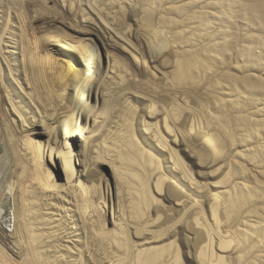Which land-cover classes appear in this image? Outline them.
Wrapping results in <instances>:
<instances>
[{"label":"bare ground","instance_id":"bare-ground-1","mask_svg":"<svg viewBox=\"0 0 264 264\" xmlns=\"http://www.w3.org/2000/svg\"><path fill=\"white\" fill-rule=\"evenodd\" d=\"M12 1L13 0H0V100H2V104H3V102L6 103V105L8 106V111L10 112V114H14V116H16V119H17L16 123H15V119L13 117H9V119H7L9 124L5 120L7 122V126L9 125L12 128V131H9L12 133H9L8 138H7V135H5V133L0 132V264H77V260H79L78 258L81 257L83 254L88 256V258H89L88 243H89V240L91 239L89 237L91 236V233L94 231L92 226H91L93 223V216L95 214H97L100 210L107 209L108 212L111 211V223L114 225V227L116 226V228L118 230H120V234H121V232L126 233V231H129V230L132 233H135L138 230H140L141 228H145L146 226L148 229V226H150V223L154 222V221L151 222V220L148 218L149 216L148 217L146 216L147 218L141 217V219L135 218L134 220H131V216H132L131 214H130L131 216H128V218L130 217L129 218L130 220L127 218V216L126 217L124 216L125 218H127L126 220L121 218L122 221L124 220V222H122V221L117 222V220H116V219H119V218H117L119 216H117L116 213L118 210H120V209H118L120 204L123 202V200H124V202L127 200L131 201L135 198V196L140 195V194H137L138 193L137 190L140 186H138V188H136L137 186L136 187L133 186L135 184H133L132 182L130 183L129 181H126L124 179L125 177L122 178V175L120 173H119V175L121 177L118 175L120 178L116 175L118 173H115V170L117 171V169H115L116 168L115 166L118 167V164H120L121 161L123 162V160L120 159V158H122V156L119 158L118 154L116 155V153H117L116 150L118 149V144H116V142L118 143V141H120L122 138L125 139V136H126L125 130L129 129V128L125 129V127H130V126H123V124H121V123L119 124L118 121L114 122V120L118 117H115V119L113 117H111L114 119L113 124L108 126L107 120L109 119V117L107 119V115H106V113H104L105 111L107 112V110H110L111 106L114 107V105H111V103L114 99H116L120 95H121V97H123L122 95H126V96L134 95V96L141 97L142 99H146L148 101H150V96H144L145 95L144 93H143L144 95H142L140 92H138L136 90H132L133 88L131 89L130 87H125V86H114V87L108 86V88L104 87V89L100 88V86H99V87H92L93 89L90 88L91 92L86 93V94H84L85 93L84 92L82 95H80V97H82V99H86V104H83L82 102H78L76 100H72L68 94V92H69L68 90L73 89V90L77 91L79 89L80 85H77V84H80V82L82 81L81 76L78 75L75 78L73 77L72 82L68 81L67 74L66 75L64 74L62 76L60 74H59L60 76H57V74H56V76H55V74H52L54 72V70H52L53 71L52 72L50 69L51 67L47 66V68H49L50 71H47L46 68L44 69V67H42V65L39 63L40 62L39 59H41V58L38 59V58L34 57L32 53L27 54L24 52L25 50H23V37H22L23 35L21 36V29H22L21 28V26H22L21 25V22H22L21 17L22 16L21 17L18 16V11L15 8V7H18L20 5L15 6V4L17 2H12ZM16 1H18V0H16ZM20 1H22L23 3H25L28 6V8L32 14L36 13V10H38L37 5L40 3L39 0H19V2ZM49 1L50 2L54 1L55 2L54 4H57V5L63 3V0H49ZM76 1L79 2L80 4H82L84 6V8H86L88 10L89 13H91L92 15L97 17L98 20H100V22L102 24V28L105 32V35L98 32V30L96 31L94 28L95 24L93 25V23L86 18V20H84V24L86 26V32H88L87 35L89 34L91 36L90 40H89L91 44L90 43L86 44L87 49L85 50L81 46H77L75 43H72V42H68V44H66V43H64V44H66V47H68L69 49H72V50H76V51L79 50L80 51V49H81V53L84 55L83 58H84L85 62L89 65V67H94L95 69H96V67H95V65H96L95 60L96 59H95V56H93V54L91 52L92 48H89V47L93 45L92 43H94V44L98 43L99 44L100 42H102V40L104 38L103 36H106L107 38L109 36L110 37H113V36L117 37L125 45H127L128 48H131L132 50H134L136 52H138V51L135 49L136 46L134 47L135 42H132L131 41L132 39L130 40L129 37L135 38L136 43H137V41H139V42L141 41L144 44H147L150 47L149 49L154 48V50L155 49H157L158 51L164 50L165 52L166 51H172L175 53V56L177 54H181V55L190 57V59H192V58L195 59L196 57H198V59H199L200 57L198 56V54L203 50V53L204 52L205 53H204V55H202L203 53H201L202 57L208 56L210 59L212 58L213 60H218V61L220 60L221 61L222 60L221 58H223V57L220 58V55H219L220 53L219 54L215 53V48H218L219 46L224 45V43L226 41L228 42L229 41L228 38L231 39V37L236 34L235 33L234 35H232L233 32H235L236 24L240 23L241 25H239V29L240 30L246 29V31H244L242 34H243L244 41H247L248 43L246 45L241 44L242 45L241 48H243V49L240 48L241 51L240 52L238 51V55H240L242 58L244 57V60L246 59L248 64L253 65L254 68L256 69L255 72H251V73L249 72L248 73V74H250V76L255 78L254 82H251L250 80L248 82V80H247L244 82V84H242V87L239 89V88H237L239 85L234 86L235 84L232 85V83H229L227 81L220 82L218 77H217L218 76L217 70H211L209 66L203 65L204 68L201 71V73L206 75L209 78V83L207 82L208 84H206L207 86H205L206 88L208 87L207 91H209V92L203 91V93H199V92H196L195 86L193 84V82H195V80L193 81V79H192L193 82L185 80V82H184L182 79L180 80L179 78L175 77L174 73L176 71L175 72H173V71L175 70V67H177V66H179V68L182 67L181 66L182 64L180 63V61L177 62V63H179V65L177 64V66H173L174 67L173 68L172 64H171V66L169 64H165V63L161 66L155 65L147 57H144L145 63L150 64V66H152L158 73V77H156V79H154V78L152 79V81H151L152 83L150 82L151 83L150 86L156 87V88H154V90H156L155 91L156 96L154 94L153 95L155 97H160V99H158V100H159V102L162 101V103H163L161 110L158 111L157 115H156L157 112H155L154 116L153 117L151 116V120L154 121L155 119H158L162 124L165 125L166 123H168V121L170 122V120L177 119L181 115L182 109L178 110L176 108H173L170 106V104L168 102L170 101V99H177V100L179 99L183 104V105L182 104H180V105H182L184 110L186 111V116L188 115V117L190 119L195 118L197 120V122L204 125V127L206 128V133L208 134V136L210 138H218L219 136L230 137V139H231L230 141H228L226 143L224 142L225 144L223 146V150L232 151L234 154L238 155L242 160H244V162H246L247 164H250L252 166L251 167L252 170H254L257 173H264V165H263L264 164V145H263L262 141H260L259 138H257V136H256V137H254V139L251 142L246 143V141H247L246 137H248V136H246L245 131H244L245 126L241 127L240 125H238V126L233 125V127H231L229 125L230 123L229 124L227 123L228 117H227L226 113L219 114L215 111L216 109L214 110L215 112L210 111L208 106H207V103L208 102L210 103V101L213 99L212 97H217V98H215V101L213 104L218 105V107L220 106L222 109L225 106H229V108H234V109L236 108L237 109V108L243 107L245 102L248 103V101L250 99H252V98H250L248 100L249 97H258L262 102H259L258 104L255 103L256 105L253 104L254 106L251 107V108H253L252 109L253 116L252 117L250 116L249 117L250 120H248V121H252L253 123H255V126L258 125L257 127L260 126V127H262L261 129L264 130V82L259 83V81L262 82V80H264L263 79L264 78V0H76ZM19 4H22V3H19ZM105 6L107 9L106 12L104 11ZM126 7H128L129 9L132 8V9H134V11L135 10L138 11L139 14L136 16L138 20L136 18L135 19L137 21H141V23H143L141 25L144 27L149 26L147 22L151 18L152 11H154L155 13H159V14H160V12H167V13L168 12H176L178 15V20H174L176 22L173 24L174 26L172 27V30L170 32L172 33L173 36H175L179 39H176L174 37L175 40H173L172 43H168V44H170V45H167L169 47L165 48V47H163V45H164L163 43H162L163 45L153 43L152 39H154V38L150 39V37H149L150 34L146 30H144V28L143 29H141V28L136 29L135 26L133 24H131L130 22L124 24L123 28H120L117 25L118 18L120 17L119 14H123V16H125V14H126L125 8ZM18 8L20 9V7H18ZM234 13H237V15H235ZM11 14H12V20H10L11 21L10 22L9 21V15H11ZM131 14H133V13H131ZM173 15L176 16L175 13ZM77 16H78V14H77ZM127 16H129V15H127ZM133 16H135V15H132V17ZM169 16H171V15H169ZM132 17H131V19H132ZM129 18H130V16H129ZM164 18H166V17H164ZM127 21H128V19H127ZM129 21H131V20H129ZM174 21H172V22H174ZM96 23H97V21H96ZM151 26H152V24H151ZM158 26L160 27L161 25L159 24ZM164 26H166V24ZM155 27L157 28V25ZM155 27H154V30H155ZM244 27H249V28H244ZM147 28H149V27H147ZM166 28H163L162 30H159L157 28V30H159L157 35L158 36L160 35L162 40L169 38L170 33H169V30ZM169 29H171V27ZM154 30H152V31H154ZM127 34L129 36H126ZM152 34H154V33H152ZM240 34H238V35H240ZM155 36H156V34H155ZM174 38H172V39H174ZM241 38H242V36H241ZM237 40H232V41H233V43H237ZM162 42H164V41H162ZM227 42L225 43L226 48H227ZM238 42H239V40H238ZM242 43H245V42H242ZM237 44H239V43H237ZM228 45H230V43ZM138 46H139V44H138ZM234 46H235V44H234ZM143 47H144V45H143ZM78 48H80V49H78ZM116 48L117 47H115V49ZM103 49H104V47H103ZM149 49H148V51H149ZM92 50L94 51V49H92ZM138 50H140V49H138ZM224 50L225 49L223 47L222 52ZM226 50H227V54H230L228 49H226ZM117 51H118V49H117ZM151 51L153 52V50H151ZM34 54L36 55V53H34ZM175 56H173V57H175ZM37 57H39V56H37ZM106 57H108V56H106ZM209 58H207V59H209ZM242 58H240V59H242ZM128 59H129L128 58V52L125 50L123 52V57H122V61H121L123 63H121V64L125 65L127 63L126 60H128ZM174 59H176V58H174ZM198 59H195V60L199 61V63H200L201 59L200 60H198ZM160 60H162V59H160ZM213 60H211V61H213ZM134 61H136V60H134ZM41 62H42V60H41ZM136 63H137V61H136ZM211 63H214V62H211ZM184 64H185V61H184ZM205 64L207 65V63H205ZM218 64H219V62H218ZM45 65H46V62H45ZM45 65H43V66H45ZM118 66H120V65H118ZM188 66H185V67L188 68ZM238 66H240V65H238ZM190 68H193V70L196 69V68L194 69V67H190ZM197 68H198V65H197ZM200 68H202V65ZM126 69L129 70L128 68H126ZM213 69H216V68H213ZM239 69H240V67H239ZM181 71L183 72L182 69H181ZM196 71H198V70H196ZM240 71H242V69ZM186 72H188L187 69H186ZM191 72H190V74H191ZM55 73H56V71H55ZM177 73H178V75L180 74L179 71ZM230 73L231 72H229V74ZM184 74H185V72H184ZM178 75H176V76H178ZM180 75H179V77H180ZM223 75H225V74H223ZM227 75H228V73H227ZM227 75H225V76H227ZM234 75H237V74H234ZM250 76L249 77L246 76V77L250 78ZM130 77H131V75H130ZM136 77H138V76H136ZM139 77L141 78V76H139ZM222 77H224V76H222ZM237 77L238 76H236L235 79ZM243 77H245V76H243V74H242V78ZM70 78H71V76H70ZM224 78H226V77H224ZM228 78L232 79V78H234V76L231 78L228 75L227 79ZM115 79H116V77H115ZM259 79H261V80H259ZM141 80H142V78H141ZM145 80H144V82H145ZM257 80H259V81H257ZM239 81H241V80H239ZM243 81H241V82L243 83ZM231 82H233V81H231ZM234 82H236V81H234ZM94 83H96V82H94ZM145 83L147 85L148 81ZM197 86H196V88H197ZM215 92L217 93V95H213V94H215ZM93 95H94L95 99H94V102L91 103L90 97ZM189 97L193 98L195 104L189 103V101H188ZM250 102H251V100H250ZM157 104H159V103H157ZM5 109H7V108L1 109V107H0V110H5ZM116 109L117 108L115 107V110ZM112 111H114V110H112ZM4 113H3V116L5 115ZM6 113H7V111H6ZM115 113H116V111H115ZM7 114H9V113H7ZM113 115H115V114H113ZM148 115H150V114H148ZM246 116H248V115H246ZM242 117H245V116H242ZM125 118H127V116ZM69 119H72V120L74 119V123L70 122ZM119 119H120V117H119ZM75 120H76V125H75ZM232 120H234L233 117H232ZM110 121H109V124H110ZM127 121H128V119H127ZM125 122H126V119H125ZM124 125H125V123H124ZM168 125H169V123H168ZM140 126H139L140 129H142V131H144L148 135V137H150V139L155 140L156 132H155L154 126H151L149 124H145L143 122H140ZM170 126H173V125H170ZM109 128H111L113 130L114 137L112 138V140L114 139V141H116L115 144L113 145L115 147L117 145L116 148L112 146V144L114 142L112 143L111 140L109 141L110 144L112 143L111 146H109V145L106 146L105 145L106 143L103 142V141H105L104 136L109 131L108 130ZM167 129H168V127H167ZM165 130H166V128H165ZM256 130H257V128H256ZM256 130L254 132H256ZM129 131L127 130V133ZM131 131H133V130H131ZM247 132H250V131H247ZM127 137L128 136H126V138ZM69 139H71V140L74 139V140L80 142V146H82V151L81 150L79 151V149H78L76 152H74L73 146L71 145V142L69 141ZM102 139H103V141H102ZM121 143H119V144H121ZM222 145H223V143H222ZM124 146H125V144H124ZM119 147L122 148V146H119ZM131 147H133V145ZM104 148H107V151H109L110 153L109 154L107 153L108 156H106L104 159H102V158L99 159L100 157H99L98 153H99V151L103 150ZM159 148H161V146H159ZM38 152L44 161L48 160L54 167H56V169L58 171H60V173L62 170V179H64L63 182L56 183L55 182L56 179H54V178L51 179L52 178L51 172L46 173L48 178H44L40 174L37 173V171L35 170V168L33 166L35 165L36 160H38ZM113 152H115V153H113ZM144 152H145V150H144ZM100 156L102 157V155H100ZM255 157H260L261 158L260 161L257 159L255 160L254 159ZM118 158L120 159V161L118 160ZM126 160H127V157H126ZM114 162H116V164ZM240 163H241V160H240ZM137 164H139V163H137ZM208 164H211L212 168H213V166L216 165V164H213V161H209ZM131 165H133V162ZM107 166L111 167V169L113 171L114 188L111 189V188H109V185L107 182L104 183V184H106L105 185L106 188L104 187L106 194H104V197H103L100 195V193H97L94 190H92L90 188L89 183H90V179L93 177V175L96 173V171L98 169L102 170V168H107ZM121 166H122V163H121ZM123 166L121 168H123ZM151 166H153V165H151ZM155 167H156V165H155ZM173 167H174V163H172V168ZM125 168L126 167L121 169L123 171H121L119 168L118 169L123 173ZM215 168H217V166L214 167V169ZM233 168H235V167H233ZM152 169H154V166ZM156 169L157 168H155L152 172L151 171L150 172H151V175H152L151 177L153 178V180H155L157 182V180H159V178H161L162 176L159 173V171ZM240 171L238 174H240ZM125 172H126V170H125ZM125 172H124V174H125ZM129 172H127L126 175H129L128 174ZM225 174L227 176L226 183H223V185H221V187H220L222 194L227 195V193L231 194V192L234 193L237 190H239V191L240 190H247L248 191V190L252 189V187L249 184H247L242 179H240L241 177H238L231 172H229V173L225 172ZM243 174H246L245 170L242 171V175ZM131 176L133 178V175H131ZM131 176H129V177H131ZM149 176H150V173H149ZM248 176H249V173H248ZM60 178H61V176H60ZM135 178H137V177H135ZM135 178L133 180L136 181L138 178L137 179H135ZM256 178H258V177H256ZM103 179H105V178H103ZM149 180H150V177H149ZM262 180H264V179H262ZM10 182H12V184ZM137 183H138V180H137ZM257 186H258V184H257ZM260 188H261V186H260ZM262 188H263V186H262ZM161 190H160V192H161ZM144 191H145V189H144ZM218 192H220V191H218ZM147 193H149V192H147ZM251 195L249 197H252ZM151 196H152V194H151ZM221 197H223V196H221ZM141 198H143V197H141ZM106 199H107V201L110 202V204L107 207H106ZM152 199H154V197ZM208 199H209V197H208ZM134 200H136V199H134ZM212 200L219 201L220 196H218L217 194H214L212 196ZM155 202H156V200H155ZM172 202L176 206L181 207V209H183V207L186 205L182 199H177V200L173 199ZM239 202H237V204ZM223 204H224V201L222 200V205ZM128 205H126V206H128ZM114 206H115V208H113ZM163 206H165V205H163ZM223 206H225V205H223ZM238 206H239V204H238ZM122 207H124V206H122ZM260 207H262V206H260ZM224 208H226V207H223V209ZM250 208L247 212L244 210L246 212L245 216L243 214H241L244 217H242L240 215L242 218H240L239 220L237 218V220H235V221L238 223L237 229L239 230V232H241L244 236L253 239L255 241L253 244H255L258 247V248L255 247V248H257V252L254 254H251L254 249L252 251L249 249L251 252L247 251L248 254H250L249 257H246V259L248 258L247 261L251 264H264V239L260 238V236L256 233V231H257L256 229L258 227L259 228L261 226L264 227V216H263L264 214L262 215V214L258 213L257 210L252 211V210H250ZM263 208H264V206L262 207V209ZM185 209H187V208H185ZM135 210H136V208H135ZM137 210H138V207H137ZM234 211L237 212L236 210H234ZM244 211H243V213H244ZM124 213H127V212H124ZM142 213H143V211H142ZM263 213H264V211H263ZM100 214H99V216H100ZM120 214H122V211ZM227 214H229V213H227ZM232 214L234 215V213H232ZM236 214H238V213H236ZM231 215H228V216H231ZM121 216H123V215H121ZM228 216H227V218H228ZM196 217H198V216H196ZM233 217H235V216H233ZM121 219H119V220H121ZM154 219H156V218H154ZM158 219H161V218H157V221H158ZM231 220H232V217H231ZM153 226H154V224H153ZM236 226H237V224H236ZM93 227H95L94 224H93ZM166 227H167V225H166ZM169 227H171V226H169ZM145 230H146V228H145ZM105 231H106V229H105ZM105 231L102 232L103 234L99 235V239L100 240L103 239V241H105V242H103V241L102 242L105 243L106 247L108 248L107 249L104 247L105 248L104 250H106V251L108 250V252H109V254L106 255L108 257L105 258V260H103V261H105V264H140L139 263V258L141 255L140 254V252H141L140 248L138 249V248L134 247L135 244H133V246L123 250L122 249L123 244H122V246L120 245V247H119V244L116 243V241L118 239L115 237L117 239L115 241L114 237L109 236V232H105ZM149 231H148V233H149ZM233 232H234L233 229L232 230L227 229L224 232V236H230L231 233H233ZM110 233H112V232H110ZM117 233H119V231ZM236 233H237V231H236ZM127 234L128 233H126V235ZM97 235H98V233H97ZM123 235H125V234H123ZM123 235H121V236H123ZM150 235H151V236H149V237H151L150 239H153L154 235L153 236H152V234H150ZM162 237H163V235H162ZM140 238H142V237H140ZM238 238H242V237H238ZM97 239L98 238H96V241H97ZM244 239H246V238H244ZM147 240L148 239H146V241ZM154 240H156V237L154 238ZM227 241L230 242V240H227ZM118 242H119V240H118ZM124 242H125V240H124ZM139 242H141V241H139ZM237 242L238 241H236V243ZM103 243H101V244H103ZM239 244H240V242H239ZM135 246H137V245H135ZM102 247H103V245H102ZM149 247L150 246H148V248ZM124 248H126V247H124ZM96 249H99V247H97ZM246 249H247V247H246ZM92 250L94 251V249H92ZM102 250L103 249H101V252H103ZM176 251L178 252V250H176ZM89 252L91 253V250ZM174 253H176V252H174ZM92 255H93V253H92ZM144 255H147V254H144ZM151 255H152V253H151ZM236 256H238V252H237ZM101 257L102 256H100V258ZM91 258H89V260ZM240 258L241 257H239V259ZM145 259H147V258H145ZM176 259H178V257ZM164 260L166 262L170 261V259H168V258L164 259ZM171 260L174 261L175 259L174 260L171 259ZM103 261H101V262H103ZM161 261H159V262H161ZM247 261H246V263H247ZM95 262L97 263V261H95ZM95 262L90 261V264H95ZM166 262H165V264H166ZM210 262L208 261L205 264H211Z\"/></svg>","mask_w":264,"mask_h":264},{"label":"rangeland","instance_id":"rangeland-1","mask_svg":"<svg viewBox=\"0 0 264 264\" xmlns=\"http://www.w3.org/2000/svg\"><path fill=\"white\" fill-rule=\"evenodd\" d=\"M12 2H17L15 4V6L20 5V6H18V7H20V9L18 7H15V8L18 11V16H20V17L22 16L21 17V21H22L21 22V25H22L21 28L23 30L21 29V36L23 35L22 37H23V50H25L24 52L27 54L32 53L33 56L38 58V59L41 58V59H39V61H40L39 63L42 65V67H44V69L46 68L47 71H50V69H51V71L54 70V72L52 71L53 72L52 74H55V76H56V74H57V76H60V75L62 76L64 74L65 75L67 74L68 81H70V82L73 81V79H72L73 77L75 78L78 75L81 76L82 81L80 82V84H77V85H80L79 89L77 91L73 90V89L68 90L69 91L68 94L72 100H76L78 102H82L83 104H86V99H82V97H80V95H82L84 92H85L84 94L91 92L90 88L93 89L92 87H99V86L102 89H104V87L108 88V86L109 87L125 86V87H130L131 89L133 88L132 90H136V91L140 92L142 95L145 94L144 96H150L151 102L146 100V99H142L141 97L134 96V95H129V96L122 95L123 97H121V95H120L119 97L114 99L115 101L114 100L112 101V103L113 102L114 103L113 104L111 103V105H114V107H112V106L110 107L111 111L107 110V112L106 111L104 112L107 115V119L109 117V119L111 120V121L109 119L107 120L108 126L113 124V120L115 119V117H118L114 120V122L118 121V123L123 124V126H130V127H125V129L129 128V129L125 130L126 136H128V137L126 138V136H125V139L122 138L123 140L122 139L120 141L117 140L118 141V143H117L116 141H114V139L112 140V138L114 137V134H113V130L111 128H109L108 129L109 131L104 136L105 141H103V139H102V141L106 143L105 144L106 146L107 145L111 146V144L113 142L114 143L112 144V146L115 144V142H116V144H118V149L116 150L117 151L116 155L118 154L119 158L122 156V158H120V159L123 160V162L121 161V163H122V166L124 165L123 168L126 167L124 169V172H125V170H126V172H125V174H124V172L123 173L121 172V171H123V170H121L123 168H121L122 166L120 163V164H118V167L115 166L116 167L115 169H117V171L115 170V173H118L116 175L118 176L120 173L122 175V178L125 177L124 179L126 181H129L130 183L132 182L133 184H135L133 186H135V187L137 186L136 188H138V186H140L137 190V192H138L137 194H140V195L136 194L137 196H135V198H134L136 200H134V199L131 201L127 200L125 202L123 200V202L120 204L118 209H120L122 211V214H120L121 211L118 210L116 214L119 217H117V218H119V219L122 218V219L126 220L128 218V216L132 215L131 220H134L135 218L141 219V217L147 218L149 216L148 218L151 220V222H153V221L154 222L150 223V226H148V229L150 231L147 229V226H146L145 227L146 230H145V228H141L140 230H138L135 233H132L129 230V231H126V233H128L127 235H126V233H123V232H121V234H120V230H118L116 228V226L114 227V225L111 223V211L108 212L107 209L100 210L97 214H95L93 216V223L91 226H92L94 231L92 230L93 232L91 233V236L89 237V238H91L89 240L90 244L88 243V246H89L88 250L89 251L91 250V253L88 251L89 258H91V257L92 258L94 257V258L93 259L91 258L89 260L88 256L83 254L81 257L78 258L79 260H77V264L78 263L79 264H90V261H94V262L97 261L98 264H105V261H103V260H105V258L108 257L106 255H108L109 252H108V250L107 251L104 250L105 248H107L106 244L103 243L105 241H103V239L102 240L99 239V235L103 234L102 232H104L105 229H106L105 232H109V236H113L115 241L117 239L119 240V242H118V240L116 241V243L119 244V247H120V245L122 246V244H123V246H122L123 250L133 246V244L137 245L138 247L135 245H134V247H136L138 249L140 248L141 252H142V253L140 252V254H141L140 258H139L140 264H146V263L147 264H158V263L159 264H165L166 261L164 259H167V258L170 259V261H169L170 263L166 262V264H205L208 261L209 262L211 261L210 262L211 264H238V263L239 264H244V263L245 264H251L247 261L248 258L246 259V257H249V255H250V254H248V252H251L254 249L251 253V254H254L257 252L258 247L255 244H253L255 242L253 239L248 238V237L244 236L241 232H239V230L237 229L238 223L235 220H237V218L239 220L240 218L244 217L246 212L249 210L250 207L251 208L253 207L252 209L250 208V210H252V211L257 210L258 213H260L262 215L264 214L263 213L264 208L262 209V207L264 206V185H263L264 180H262V179H264V173L255 172L254 170L251 169L252 166L250 164H247L246 162H244V160H242L238 155L234 154L230 150H223L224 144L231 140L230 137L219 136L218 138H210L208 136V134L206 133V128L204 127V125L197 122V120L195 118L191 117L192 119H190L188 117V115L186 116V111L184 110V108L182 106L183 104L179 99H178L179 101L177 99H170V101L168 102L171 107L176 108L178 110L182 109L181 115L177 119L170 120V122L168 121L169 125H168V123H166L168 126L166 124L165 125L162 124L158 119H155L156 121L151 120V116L153 117L155 112H157L156 113V115H157L158 111L161 110L163 103H162V101L159 102L158 99H160V97H155L156 96V93H155L156 90H154V88H156V87L150 86L152 83L151 82L152 79L153 78L156 79V77H158V73L152 66H150V64L145 63V60H144V57H147L155 65L161 66L165 63V64H169L170 66L172 64V67L177 66V64L179 65V63H177V62L180 61V63L182 64L181 65L182 67H180V68H179V66L175 67V70L173 71V72L176 71L174 73L175 77L179 78L180 80L182 79L184 82H185V80L190 81V82H193L195 80V82H193V84L195 86L196 92H199V93H203V91L209 92V91H207L208 87L207 88L205 87V86H207L206 84L209 83V78L206 75L201 73V71L204 68L203 65L209 66L211 70H217V72H218L217 77H218L220 82L227 81L229 83H232V85L235 84L234 86L239 85L237 88L240 89L242 87V84H244L245 81L248 80V82H249V80H250L251 82H254L255 78L250 76V74H248V73L256 71V69L254 68L253 65L248 64L246 59L244 60V57L242 58L240 55H238V51L240 52L241 49H243V48H241L242 47L241 44L246 45L248 43L247 41H244L243 34H242L244 31H246V29L240 30L239 25H241V24L237 23L236 28H235V32H233L232 35H234L235 33L236 34L241 33V34L240 35L237 34L238 36L235 34L237 37L234 35L231 37V39L233 38L232 40H237L239 38L238 39L239 42L237 40V43H239V44L233 43V41L230 38H228L229 41L228 42L226 41L227 42V48L225 45L226 42L224 43V45H221L218 48H215V53H218V54L220 53L219 54L220 58L223 57V58H221L222 62L220 60L218 61V60H213L212 58L210 59L208 56L202 57V55H204V53H205V52L203 53V50H202L198 54V56L200 58L199 59H198V57L195 58L198 60L201 59L200 63H199V61H196L192 57H191L192 59H190V57H187V56H184L181 54H177V53H176L177 55L175 56V53L172 51H166L165 52L164 50H162L163 51L162 52L159 50L160 51L159 52L157 49L154 50V48L149 49L150 47L147 44H144L141 41L140 42L137 41V43H136L135 38L129 37L130 40L132 39L131 40L132 42H135L134 47L136 46L135 49L138 51V52H136V51L132 50L131 48H128V46L125 45L117 37H114V36L110 37L109 36L107 38L106 36H103L104 38L102 37L103 38L102 42H100L99 44L98 43L97 44L92 43L93 44L92 46H90V47L88 46L89 48L94 49V51L91 49V52H92L93 56H95V59H96L95 60L96 69H95L94 67H89V65L85 62V60L83 58L84 55L81 53V49H80L81 47L85 50L87 49L86 44L90 43L89 40L91 37L89 34L87 35L88 32H86V26L84 24V20H86V18H87L89 21H91L93 23V25L95 24L94 28L96 31L98 30V32H100L104 35H105V32L102 28V24H101L100 20H98L97 17H95L94 15L89 13L88 10L86 8H84V6L82 4H80L76 0H63V3H62L63 5L62 4H58V5L54 4L55 3L54 1L50 2L49 0H39L40 3L37 5L38 10H36V13L32 14L31 11L29 10L28 6L25 3H23L22 1L19 2V0L18 1L13 0ZM19 3H22V4H19ZM125 9H126L125 10L126 11L125 16H123V14H119V16L121 18L120 17H119L120 19L118 18L117 25L120 28H123L124 24H126L128 22L133 24L136 29H140V28L143 29L144 28V30H146L150 34V36H149L150 39L154 38V39H152L153 43L159 44V45L164 44L165 46L163 45V47H165V48L169 47V46H167V45H170L168 43H172L173 40H175V38L179 39V38L173 36L172 33L170 32L172 30V27L174 26L173 24L176 22L174 20H178V15L176 12H168V13L167 12H160V14H159V13H155L154 11H152L153 16L151 15V18L149 19L150 22L149 21L147 22L149 26L144 27L141 25V24H143V23H141V21H137L138 19L136 16L139 14L138 11L135 10L136 11L135 12L134 9H132V8L129 9L128 7H126ZM128 9L130 11L131 10L132 11L130 12ZM104 11L105 12L107 11L106 6L104 7ZM131 13H133V14H131ZM174 13L177 17L173 15ZM77 14H78V16H77ZM234 14L237 15V13H234ZM127 15H129L130 18ZM132 15H135V16L132 17ZM169 15H171V16H169ZM131 17H132V19H131ZM164 17H166V18H164ZM127 19H128V21H127ZM10 20H12V14L9 15V21ZM129 20H131V21H129ZM96 21H97V23H96ZM172 21H174V22H172ZM151 24H152V26H151ZM153 24L155 26L157 25V28L159 30H162L163 28L167 27L166 29H168L169 33H170L169 38L162 40L161 36L157 35L159 30H157V28ZM159 24L161 25L160 27L158 26ZM165 24H166V26H164ZM147 27H149V28H147ZM154 27H155V30H154ZM170 27H171V29H169ZM244 28H249V27H244ZM152 30H154V31H152ZM152 33H154V34H152ZM155 34H156V36H155ZM126 36H129V35L127 34ZM241 36H242V38H241ZM172 38H174V39H172ZM162 41H164V42H162ZM68 42H72V43H75L77 46H81L80 48H78V49H80V51L79 50H77V51L72 50V49H69L68 47H66V44H68ZM242 42H245V43H242ZM64 43H66V44H64ZM229 43H230V45H228ZM138 44H139V46H138ZM234 44H235V46H234ZM143 45H144V47H143ZM103 47H104V49H103ZM115 47H117V48L115 49ZM223 47L225 50L222 52ZM117 49H118V51H117ZM138 49H140V50H138ZM148 49H149V51H148ZM226 49H228L230 54H227ZM125 50L128 52V58H129L128 60H126L127 65L121 64V63H123L121 61H122V57H123V52ZM151 50H153V52ZM33 52L36 53V55ZM201 53H203V54L201 55ZM37 56H39V57H37ZM106 56H108V57H106ZM173 56H175V57H173ZM174 58H176V59H174ZM207 58H209V59H207ZM240 58H242V59H240ZM160 59H162V60H160ZM41 60H42V62H41ZM134 60H136L137 63ZM211 60H213V61H211ZM184 61H185V64H184ZM45 62H46V65H45ZM211 62H214V63H211ZM218 62H219V64H218ZM205 63H207V65ZM43 65H45L46 67ZM118 65H120L121 67ZM197 65H198V68H197ZM201 65H202V68H200ZM238 65H240V66H238ZM47 66L51 67V68L49 69V68H47ZM185 66H188V68ZM125 67L128 68L129 70H127ZM190 67H194V69L195 68L196 69L193 70V68H190ZM239 67H240V69H239ZM213 68H216V69H213ZM181 69L183 70V72L181 71ZM186 69L188 72H186ZM241 69H242V71H240ZM196 70H198V71L200 70L199 71L200 73ZM55 71H56V73H55ZM178 71L181 74V75L179 74L181 78L179 77V75L177 73ZM189 71L190 72L192 71L191 74ZM184 72H185V74H184ZM229 72H231V73L229 74ZM227 73L231 78L233 76H234V78H232V79L228 78L227 79V77H228ZM129 74L131 75V77ZM223 74H225L227 76H225ZM234 74H237V75H234ZM242 74L245 77L242 78ZM176 75H178V76H176ZM221 75L226 77V78L222 77ZM70 76H71V78H70ZM136 76H138V77H136ZM139 76H141L142 80ZM236 76H238V77L235 79ZM246 76H248V77L250 76V78H247ZM115 77H116V79H115ZM145 79L148 81V83H147L148 86L145 83V82H147ZM192 79H193V81H192ZM144 80H145V82H144ZM230 80L233 82H231ZM239 80L243 81V83ZM259 80H261V79H259ZM259 80H257V81H259ZM234 81H236V82H234ZM94 82H96V83H94ZM263 82H264V80H262V82L259 81V83H263ZM196 86H197V88H196ZM213 95H217V93L215 92V94H213ZM212 98L213 99L210 101V103L209 102L207 103V106H208L210 111H213V112L216 111L219 114L226 113V115L228 117L227 123L228 124L230 123L229 125L231 127H233V125L234 126L240 125L241 127L245 126L244 127L245 134H246V136L249 137V138L246 137L247 138L246 143L251 142L254 139V137L257 136V138H259V140L262 141V143L264 145V130L261 129L262 127H260V126L257 127L258 125L255 126V123H253L252 121H248V120H250L249 117L253 116V113H252L253 108H251L254 106L253 104H255V103L258 104L259 102H262L258 97H249L248 100L250 98H252V99H250L251 102H250V100L248 101V103L245 102L243 107H240L237 109L235 108L236 110L234 108H229V106H225L222 109L220 106L218 107V105L213 104L215 101V98H217V97H212ZM94 99H95L94 95L90 97L91 103L94 102ZM188 101L190 104H195L192 97H189ZM0 102H1L0 103L1 109L7 108L5 110H0V132L5 133V135H7V138H8L9 133H12V132H9V131H12V128L9 125L7 126V122H8L7 119H9V117H13L15 119V123H16L17 119H16V116H14V114H10V112L8 111V106L6 105V103L3 102V104H2V100H0ZM157 103H159V104H157ZM180 104H182V105H180ZM115 107L118 110L117 109L115 110ZM211 108L212 109L214 108V109L212 110ZM112 110H114V111H112ZM6 111L9 114H7ZM115 111H116V113H115ZM3 113L5 114L4 116H3ZM147 113L150 115H148ZM113 114H115L116 116ZM246 115H248V116H246ZM126 116H127V118H125ZM231 116L233 117V119L237 123L234 120H232ZM242 116H245V117H242ZM111 117H113L114 119ZM119 117H120V119H119ZM125 119H126V122H125ZM127 119H128V121H127ZM69 121L74 123V119L73 120L69 119ZM109 121H110V124H109ZM140 122L154 126L155 132H156L155 140L150 139V137H148V135L144 131H142V129H140V127H141ZM124 123H125V125H124ZM8 124H9V122H8ZM75 125H76V120H75ZM170 125H173V126H170ZM167 127H168V129H167ZM165 128H166V130H165ZM246 128L247 129L249 128V129L247 130ZM256 128H257V130H256ZM127 130L128 131L130 130V131L127 133ZM131 130H133V131H131ZM255 130H256V132H254ZM247 131H250V132H247ZM110 140L112 142L111 144L109 142ZM69 141L71 142V145L73 146L74 152H76L78 149H79V151L80 150L82 151V146H80V142H78L74 139H72V140L69 139ZM119 143H121V144H119ZM222 143H223V145H222ZM124 144H125V146H124ZM132 145H133V147H131ZM119 146H122V148H120ZM159 146H161V148H159ZM113 147H115V146H113ZM116 147H117V145H116ZM144 150H145V152H144ZM115 152H113V153H115ZM107 153L109 154L110 152L107 151V148H104L103 150L99 151L98 155L100 158L99 157L98 158L104 159L106 156H108ZM100 155H102V157ZM126 157H127V160H126ZM119 158H118V160L120 161ZM254 159L255 160L257 159L260 161L261 158L255 157ZM240 160H241V163H240ZM209 161H213V164H216V165L213 166V168H212L211 164H208ZM132 162H133V165H131ZM114 163L116 164V162H114ZM137 163H139V164H137ZM172 163H174L173 168H172ZM151 165L154 166V169L157 168L156 170H158L162 176V177L160 176L162 179L159 178V180H157V182L155 180H153V178L151 177L152 176L151 172L154 170V169H152L153 166H151ZM155 165H156V167H155ZM216 166H217V168L214 169V167H216ZM33 167L35 168L37 173L40 174L44 178H48L46 173L51 172V174H52L51 179H53V178L56 179L55 180L56 183L64 181V179H62V170L60 173V171H58L56 169V167H54L48 160L44 161L41 158V155H39V152H38V160H36L35 165ZM233 167H235V168H233ZM118 168L119 169L121 168L120 169L121 171ZM244 170H245L246 174L242 175V171H244ZM239 171H240V174H238ZM127 172H129L128 173L129 175H126ZM225 172H227V173L231 172V173L235 174L236 176L241 177L240 179H242L244 182L249 184L252 187V189L248 190V191L247 190H240V191L237 190L234 193L231 192V194L227 193V195L222 194L220 187H221V185H223V183H226V180H227V176H226ZM247 172L249 173V176H248ZM149 173H150V176H149ZM130 174L133 175V178ZM60 176H61V178H60ZM129 176H131V177H129ZM135 177H137L138 179ZM149 177H150V180H149ZM256 177H258L259 179ZM92 178L90 179V183L88 182L90 185V188L92 190H94L95 192L100 193V195L103 197H104V194H106L105 193L106 192L105 191V188H106L105 185L106 184H104V183L107 182L109 185V188H111V189L114 188L113 171H112L111 167H109V166H107V168H102V170L98 169ZM103 178H105V179H103ZM134 178L138 180V183H137V180L136 181L133 180ZM10 183L12 184V182H10ZM257 184H258V186H257ZM260 186H261V188H260ZM262 186H263V188H262ZM144 189H145V191H144ZM154 189L155 190L157 189V190L155 191ZM160 190H161V192H160ZM218 191H220V192H218ZM147 192H149V193H147ZM159 193L160 194L162 193V194L160 195ZM151 194H152V196H151ZM214 194H217L218 196H220V200H219L220 202L212 200V196ZM250 195L252 197H249ZM150 196L152 198L154 197V199H152ZM221 196H223V197H221ZM141 197H143L144 199ZM208 197H209V199H208ZM173 199H175V200L182 199L186 205L183 207V209H181V207H178L175 204H173V202H172ZM221 199L224 201L223 205H225V206L222 205ZM155 200H156V202H155ZM237 202H239L238 203L239 206H238ZM123 203L124 204L126 203V204L124 205ZM109 204H110V202L107 201V199H106V207ZM126 205H128V206H126ZM163 205H165V206H163ZM122 206H124V207H122ZM260 206H262V207H260ZM137 207H138V210H137ZM223 207H226V208L223 209ZM113 208H115V206ZM135 208H136V210H135ZM185 208H187V209H185ZM234 210H236L237 212H235ZM142 211H143V213H142ZM243 211H244V213H243ZM124 212H127L129 215L127 213H124ZM231 212L234 213V215ZM227 213H229V214H227ZM236 213H238V214H236ZM99 214H100V216H99ZM241 214H243L244 216ZM121 215H123V216H121ZM228 215H231V216H228ZM124 216L125 217L127 216V218H125ZM196 216H198V217H196ZM227 216H228V218H227ZM233 216H235V217H233ZM231 217H232V220H231ZM154 218H156V219H154ZM157 218H161V219H158V221H157ZM119 219H116L117 222L122 221V219L121 220H119ZM122 222H124V220ZM93 224L95 227H93ZM153 224H154V226H153ZM236 224H237V226H236ZM166 225H167V227H166ZM169 226H171V227H169ZM261 227L260 228L258 227L256 229L257 230L256 233L260 236V238L264 239V227L263 226H261ZM226 228L231 229V230L233 229L234 232L231 233L230 236H224V232H225V230H227ZM118 231H119V233H117ZM148 231H149V233H148ZM236 231H237V233H236ZM110 232H112V233H110ZM97 233H98V235H97ZM123 234H125V235H123ZM150 234H152V236L154 235L153 239H150L151 238V237H149V236H151ZM121 235H123V236H121ZM162 235H163V237H162ZM140 237H142V238H140ZM155 237H156V240H154ZM238 237H242V238H238ZM96 238H98L97 241H96ZM244 238H246V239H244ZM146 239H148V240L146 241ZM124 240H125V242H124ZM227 240H230V242ZM99 241L103 244H101ZM139 241H141V242H139ZM236 241H238V242L236 243ZM239 242H240V244H239ZM102 245H103V247H102ZM148 246H150V247L148 248ZM97 247H99V249H96ZM124 247H126V248H124ZM246 247H247V249H246ZM255 247H257V248H255ZM92 249H94V251ZM101 249H103L102 250L103 252H101ZM176 250H178V252ZM174 252H176V253H174ZM237 252H238V256H236ZM92 253H93V255H92ZM151 253H152V255H151ZM144 254H147V255H144ZM100 256H102V257L100 258ZM177 257H178V259H176ZM239 257H241V258L239 259ZM145 258H147V259H145ZM171 259H173V260L175 259V260L172 261ZM245 260L247 261V263ZM101 261H103V262H101ZM159 261H161V262H159ZM97 263L95 262V264H97Z\"/></svg>","mask_w":264,"mask_h":264}]
</instances>
